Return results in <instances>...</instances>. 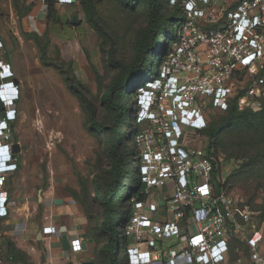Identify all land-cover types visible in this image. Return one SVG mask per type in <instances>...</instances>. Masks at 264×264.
Returning a JSON list of instances; mask_svg holds the SVG:
<instances>
[{"label":"built area","instance_id":"2783aa9c","mask_svg":"<svg viewBox=\"0 0 264 264\" xmlns=\"http://www.w3.org/2000/svg\"><path fill=\"white\" fill-rule=\"evenodd\" d=\"M168 1L181 6L184 19L178 39L139 94L140 187L131 196V216L118 245L121 252L124 245L128 264H264V226L249 205L222 187L214 149L196 146L191 132L207 128L210 109L225 111L234 100L240 108L251 104L238 92L235 76L264 62V0ZM11 75V64L1 58L0 91L7 98L0 109L1 138L17 118L19 91L6 80ZM249 93L257 95L254 87ZM1 138L0 173H7L3 161L13 145ZM5 180L0 175V187ZM8 199L0 189V217L8 215ZM83 249L80 238L71 240L70 251Z\"/></svg>","mask_w":264,"mask_h":264},{"label":"rangeland","instance_id":"374dc122","mask_svg":"<svg viewBox=\"0 0 264 264\" xmlns=\"http://www.w3.org/2000/svg\"><path fill=\"white\" fill-rule=\"evenodd\" d=\"M1 1L2 24L9 29L10 4L6 3L10 1ZM44 1L19 0L16 3L18 8L12 24L25 40V53H0L3 61L13 54L19 73L25 69L24 87H20L23 82L17 84L21 99L15 102L16 105L24 103L25 122L14 123L15 140L25 149L22 165L25 191L37 195L40 190L52 188L69 196L87 214L88 228L99 232L103 210L100 199L111 182L109 150L115 140V132L111 130L113 112L101 98L121 74L122 66H129L135 59L136 45L144 38L150 39L147 0H92V19L81 0L64 5L57 2L59 21L53 24L51 19L46 24L48 11ZM159 11L165 18L176 13L175 5L166 0ZM75 13L81 20L78 25L70 22ZM24 23L28 31L25 37L22 35ZM166 38L162 34V39ZM110 51L119 64L111 61ZM161 53L162 49L155 52L152 63L149 56L147 67L151 71L122 97L129 105L128 115L139 130V94L144 81L157 71ZM235 78L238 92L248 95L251 104L240 108L234 100L230 105L238 112L261 110L264 107V62L252 64ZM252 87L257 93L255 96L249 93ZM92 111L105 129L92 127ZM207 115L208 129L223 125L228 113L213 108ZM124 125L119 130L122 136L132 127V124ZM194 131L191 132L196 133V146H208L207 134ZM218 138L222 187L241 203L249 205L256 212V220L264 226V121L245 118L240 124L231 123L220 131ZM127 145L128 139H124L122 151ZM137 167L134 160L118 197L128 194L135 186ZM120 219L122 209L117 215V220ZM119 233L123 241V225ZM104 242L106 239H99V244ZM70 252L75 260L82 253Z\"/></svg>","mask_w":264,"mask_h":264},{"label":"crops","instance_id":"0c3cea01","mask_svg":"<svg viewBox=\"0 0 264 264\" xmlns=\"http://www.w3.org/2000/svg\"><path fill=\"white\" fill-rule=\"evenodd\" d=\"M9 1L6 4H10L9 23L11 24L8 29L0 22V41L3 44L0 47V53H25V40L12 24L14 23L12 17L18 7H16L15 0ZM0 2L2 4V1ZM17 2L19 3V0ZM44 3V8L48 11L47 4L45 1ZM34 19H37L36 15ZM46 19L47 24L49 19ZM22 28V35L25 37V32L28 33L27 30L25 31V23ZM4 63H10L15 71L14 77L6 80H13L16 86L23 82L20 87H24L25 69L18 72L13 54L7 56ZM7 85L10 86V84ZM20 99H15L16 104ZM22 99H25V96ZM16 104L13 107L17 110V118L11 121V131L7 132L4 138L0 137L2 143L7 142L10 146L14 143L21 144L20 141L15 140L14 123L25 122L24 103ZM15 161L18 164L17 170L0 173L6 176L0 189L7 192L9 196L6 202L8 215L0 217V264H26L17 255H26L30 262H35V264H84L85 261L101 264L97 258V250L102 243L99 244L93 230L88 228L89 219L86 213L82 212L78 204L69 196L52 188L40 190L37 195L28 194L25 191V168L22 167L25 164L23 147L20 152L15 153ZM46 227L52 228L53 232L45 233ZM64 234L69 237L70 241L80 238L86 245L77 260L73 258L70 251L63 249ZM9 243L13 245V253L9 251Z\"/></svg>","mask_w":264,"mask_h":264},{"label":"trees","instance_id":"16d2710c","mask_svg":"<svg viewBox=\"0 0 264 264\" xmlns=\"http://www.w3.org/2000/svg\"><path fill=\"white\" fill-rule=\"evenodd\" d=\"M45 2L47 4L49 21L52 20V23H57L59 21V18L56 16L57 0H45ZM91 2L92 0H81L85 10L91 15L92 19V13L90 12ZM164 2L165 0H147V14L149 17L147 31L150 39L144 38L136 45L135 59L129 66H122L121 74L112 81L101 98L103 104L113 112L112 122L114 125L111 127V130L115 132V140L111 142L109 150L112 160L111 168L108 171L111 176V182L100 199L103 207L102 219L99 224L100 231H93L98 240L101 238L106 239V242L102 243L97 250V258L101 264H128L126 257L118 245V234L119 228L122 225L124 227L130 219L131 208L129 207V202L131 196L135 195L137 189L140 187V177H137L135 186L131 192L121 197H118V194L126 178L129 177V168L135 160V156H137L138 151L135 144V135L139 131V127L133 123L132 116L128 115L127 107L129 105L122 100V97L151 71L150 67H147L148 60L150 59L149 56H151V63L155 52L159 49H162V53L159 55L165 56L169 47H172L178 39V29L181 21L184 19L182 8L180 5H175L176 13L165 18L159 11V9L163 8ZM166 2L169 3L168 0ZM16 3L17 0H15ZM16 7H18L17 4ZM162 34H165L167 38L162 39ZM109 53L111 61L118 63L113 52L110 51ZM146 67L147 69H145ZM225 111H227L228 115L223 125L211 126L208 129L205 128L200 131L201 133L207 134L209 152L213 153L212 149H214L216 157H218V137L223 128L231 123L240 124L245 118H253L257 122L264 121V107L259 111L250 110V112H238L235 107L230 105ZM91 123L95 130L105 129L103 125L96 121L93 111L91 112ZM124 124L126 126L132 124V127L130 131L124 132V136H122L119 130ZM124 139H128V145L122 151L121 144ZM120 209H122V219L118 221L117 215ZM9 251L11 253L14 251L13 245L10 243ZM17 257L23 259L26 264H32L26 255H17Z\"/></svg>","mask_w":264,"mask_h":264},{"label":"water","instance_id":"95a60500","mask_svg":"<svg viewBox=\"0 0 264 264\" xmlns=\"http://www.w3.org/2000/svg\"><path fill=\"white\" fill-rule=\"evenodd\" d=\"M70 22H71V24L78 25V24H80L81 20L78 18V15L75 13L72 16ZM15 83H17V80H15ZM3 108H4V106L1 103L0 104V109H3ZM12 149H13L14 153L20 152V150H21L20 143H14ZM62 245H63V249L65 251H70V249H71V241H70L69 237L66 234H64L63 237H62ZM83 248L84 249L86 248L85 244H83ZM70 264H72V263H70ZM84 264H93V262L92 261H85Z\"/></svg>","mask_w":264,"mask_h":264},{"label":"clouds","instance_id":"9594fccd","mask_svg":"<svg viewBox=\"0 0 264 264\" xmlns=\"http://www.w3.org/2000/svg\"><path fill=\"white\" fill-rule=\"evenodd\" d=\"M13 77H14V75H11L10 79L13 78ZM10 82L14 84L13 80H10ZM6 99L7 98H6L5 94L2 91H0V102L2 104H4ZM3 163H5V166L9 167L8 172L9 171H15L17 169L16 161H15V158H14V154H13V152L11 150H9L8 155L4 159ZM0 167H1V165H0Z\"/></svg>","mask_w":264,"mask_h":264},{"label":"flooded vegetation","instance_id":"af4514ba","mask_svg":"<svg viewBox=\"0 0 264 264\" xmlns=\"http://www.w3.org/2000/svg\"><path fill=\"white\" fill-rule=\"evenodd\" d=\"M1 1V0H0ZM1 3V2H0ZM0 6H1V4H0ZM4 19H3V16L2 15H0V22H2Z\"/></svg>","mask_w":264,"mask_h":264}]
</instances>
